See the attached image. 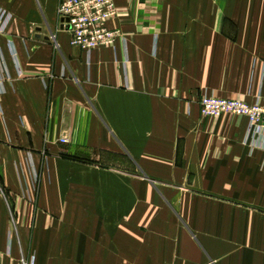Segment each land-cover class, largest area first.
<instances>
[{"label":"crops","instance_id":"crops-1","mask_svg":"<svg viewBox=\"0 0 264 264\" xmlns=\"http://www.w3.org/2000/svg\"><path fill=\"white\" fill-rule=\"evenodd\" d=\"M58 2L0 0V264H264V150L199 110L264 92V0H114L89 55Z\"/></svg>","mask_w":264,"mask_h":264},{"label":"built area","instance_id":"built-area-1","mask_svg":"<svg viewBox=\"0 0 264 264\" xmlns=\"http://www.w3.org/2000/svg\"><path fill=\"white\" fill-rule=\"evenodd\" d=\"M56 13L59 25H69L70 44L81 48L85 54L89 55L96 47L113 44L117 31L109 29L106 23L116 14L114 0H59ZM10 20V12L0 7V33L7 30ZM51 38L54 39V35ZM9 46L12 50L11 43ZM0 67L4 69L1 52ZM5 76L0 72V82ZM199 110L203 117H218L225 113L245 117L248 124L244 141L264 150V92L259 91L255 100L249 103L204 91L199 96ZM67 141V136L62 135L60 142ZM21 264H34L33 258L23 257Z\"/></svg>","mask_w":264,"mask_h":264},{"label":"water","instance_id":"water-1","mask_svg":"<svg viewBox=\"0 0 264 264\" xmlns=\"http://www.w3.org/2000/svg\"><path fill=\"white\" fill-rule=\"evenodd\" d=\"M62 26V25H61ZM64 28L68 29L69 28V25H64L63 26Z\"/></svg>","mask_w":264,"mask_h":264}]
</instances>
